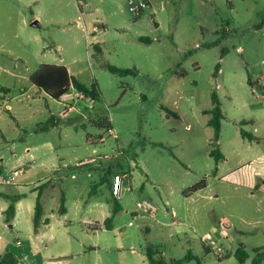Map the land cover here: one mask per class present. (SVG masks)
Returning <instances> with one entry per match:
<instances>
[{
    "label": "rangeland",
    "instance_id": "rangeland-1",
    "mask_svg": "<svg viewBox=\"0 0 264 264\" xmlns=\"http://www.w3.org/2000/svg\"><path fill=\"white\" fill-rule=\"evenodd\" d=\"M40 64L95 81L99 98L70 89L72 98L52 99L28 80ZM0 85L11 90L9 111L0 99V168L23 172L0 185L23 195L10 223L0 196V256L28 237L55 264H148V247L165 264L189 252L183 264H240L239 245L251 264L264 248V0H0ZM212 91L223 114L217 142L204 114ZM104 118L108 133L96 126ZM117 175L120 198L110 190ZM202 179L205 189L186 196ZM41 185L48 224L36 235ZM144 202L153 215L137 209ZM222 228L226 239L213 234Z\"/></svg>",
    "mask_w": 264,
    "mask_h": 264
},
{
    "label": "trees",
    "instance_id": "trees-1",
    "mask_svg": "<svg viewBox=\"0 0 264 264\" xmlns=\"http://www.w3.org/2000/svg\"><path fill=\"white\" fill-rule=\"evenodd\" d=\"M138 41L143 43H149V39L139 37ZM95 50L100 51L97 46L94 47ZM110 73L123 76H134L136 71L134 69H121L110 65H104ZM219 65L216 67V71L218 70ZM215 76V75H214ZM29 82L39 91L44 92L47 96L51 97L54 100H60L64 95L69 93L70 89L77 91L78 93L82 94L84 98H90L92 100H96L99 98L100 93L98 90L97 83L94 81L89 87L82 84L78 81L74 76H72L68 69L63 65H54V64H40L38 68L29 76ZM248 83H250V79H248ZM0 91L3 93H7L10 90L1 87ZM211 101V109L206 111L204 114L210 115V119L207 122V125L213 130V139L215 142L218 141L220 135V128H221V121L223 119V114L221 111L220 101L215 91L211 92L210 95ZM55 123V117L51 116L47 120V122L39 128V131L45 130L48 131L49 127H53ZM97 127L105 130L107 133L111 130V126L107 119H100L99 122L96 124ZM241 135L243 138L248 140H255V138L244 131L241 130ZM87 139L92 142V137L87 135ZM97 139L102 141V137L98 136ZM154 146H157L154 144ZM210 157L213 158L215 164L217 165L220 161H222L223 155L220 153L218 149H214L210 152ZM109 173V170H107ZM44 185L39 186L36 191L37 199L34 207V215H33V228L36 232L39 226L42 224V216H43V208L41 204V195L42 189ZM206 183L205 179H202L199 183L190 187L186 193V196H189L192 193H196L205 189ZM110 190L112 192V184L110 186ZM0 196H4L6 199L10 201L7 209L4 211L5 215V222L10 223L15 214V203L23 198V195H14L9 196L7 194H0ZM64 196L61 195L60 198V207L58 212L60 214H65L66 208L64 206ZM119 210V205L115 201V205L113 208V215ZM111 221L112 217L107 218L104 222L107 229H111ZM43 224H48V220L43 221ZM96 230V229H95ZM208 252L207 249H205ZM252 252L254 253V257L251 261V264H262L264 263V248L257 247L253 248ZM234 258L240 263L243 264L246 259H248L249 255L246 252L243 245H239L233 253ZM228 256H226L227 258ZM146 259L148 264H165L161 255L152 250L151 247H148L146 250ZM194 257L189 252L183 259L172 261V264H183L186 261L193 260ZM0 264H18L17 259L15 256L10 253L6 252L0 256Z\"/></svg>",
    "mask_w": 264,
    "mask_h": 264
},
{
    "label": "built area",
    "instance_id": "built-area-1",
    "mask_svg": "<svg viewBox=\"0 0 264 264\" xmlns=\"http://www.w3.org/2000/svg\"><path fill=\"white\" fill-rule=\"evenodd\" d=\"M144 6H146L145 4H143L142 2L138 3L137 5L135 6H130L129 7V11L130 12H139ZM94 31H96V29H94ZM72 89V88H71ZM69 93H67L66 95H64L62 98L66 97V99L68 98H72L71 96L68 95ZM79 98H84L82 94L79 93ZM5 103V109L6 110H10L11 109V106L10 104L8 103V101H4ZM23 174V172L19 171V172H13L12 175H9V176H5L3 172H1L0 170V185H5V186H11V185H14L15 182H16V177L18 175H21ZM121 184H122V178L117 175L113 178L112 180V194L114 196H116L117 198H120V193H121ZM137 209L141 210L143 213H146V214H149V215H153V213L155 212V208L152 204L148 203V202H144V203H137L136 205ZM131 224V222H130ZM213 234H217V236L221 239V238H224L226 239L227 238V231L226 229L222 228L220 230V232H218L217 230H213ZM213 234H210V233H207L205 235V238H204V243L208 246L210 245H213L215 240L217 238H215L213 236ZM217 252H221V250L218 248L216 250Z\"/></svg>",
    "mask_w": 264,
    "mask_h": 264
},
{
    "label": "crops",
    "instance_id": "crops-1",
    "mask_svg": "<svg viewBox=\"0 0 264 264\" xmlns=\"http://www.w3.org/2000/svg\"><path fill=\"white\" fill-rule=\"evenodd\" d=\"M71 75L73 76V74H71ZM1 87H3V86H1ZM3 88L10 90V88H7V87H3ZM10 93H11V90L7 93H3L0 91V99H2V100L4 99L3 101L1 100V102L3 104H4V101H6L8 99ZM0 170H1V172H3L1 168H0ZM0 194H7V193L0 190ZM20 200L15 203V214H14V218L12 221H14V219L17 216V206H18ZM45 220H48V219H43V218L41 219L42 224L39 226V228L37 229L36 232L34 231V228H33L34 234L38 235V232L43 227L47 226V224H43V221H45ZM16 244L18 247L16 246L15 251L12 254L17 259L18 264H55L56 263L53 260L54 257L52 255L45 254L43 251H41L39 248H37L36 245H34V242L32 241V239L30 237H28L27 244L25 247H23V245L21 244L20 241H18Z\"/></svg>",
    "mask_w": 264,
    "mask_h": 264
},
{
    "label": "water",
    "instance_id": "water-1",
    "mask_svg": "<svg viewBox=\"0 0 264 264\" xmlns=\"http://www.w3.org/2000/svg\"><path fill=\"white\" fill-rule=\"evenodd\" d=\"M31 26L36 27V26H38V23H37V22H33V23L31 24Z\"/></svg>",
    "mask_w": 264,
    "mask_h": 264
}]
</instances>
